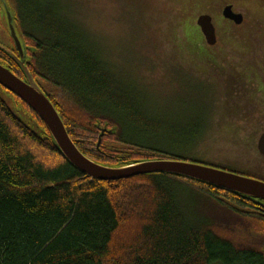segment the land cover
<instances>
[{
    "label": "trees",
    "instance_id": "16d2710c",
    "mask_svg": "<svg viewBox=\"0 0 264 264\" xmlns=\"http://www.w3.org/2000/svg\"><path fill=\"white\" fill-rule=\"evenodd\" d=\"M7 2L28 47L25 64L78 150L108 166L179 160L166 125L117 78L66 1ZM236 33L229 34L244 40L245 52L229 59L264 58V32ZM176 37L190 48L185 33ZM0 63L24 77L3 48ZM217 70L226 88L240 80L239 72ZM188 132L170 141L178 148ZM0 264H264V200L170 173L90 178L59 152L35 112L0 86Z\"/></svg>",
    "mask_w": 264,
    "mask_h": 264
},
{
    "label": "rangeland",
    "instance_id": "374dc122",
    "mask_svg": "<svg viewBox=\"0 0 264 264\" xmlns=\"http://www.w3.org/2000/svg\"><path fill=\"white\" fill-rule=\"evenodd\" d=\"M64 1L84 24L83 30L98 45L117 78L166 125L165 136L173 142L178 132L185 135L190 131L178 148L169 140L174 156L264 181V160L249 151L242 126L233 119L229 121L235 113V98L215 73L217 68L228 75L233 73L236 63L217 62L245 52L244 40L229 34L233 28L237 27L236 34L262 37L263 0ZM228 2L235 12L244 15L239 25L220 14ZM198 3L205 6L200 8ZM216 5L218 9L210 10ZM206 11L212 15L217 41L222 39L223 45L206 44L200 33L195 21ZM3 13L0 4L4 28ZM2 29L0 43L7 47L11 45L10 36ZM178 33H185L190 48L178 46Z\"/></svg>",
    "mask_w": 264,
    "mask_h": 264
},
{
    "label": "water",
    "instance_id": "95a60500",
    "mask_svg": "<svg viewBox=\"0 0 264 264\" xmlns=\"http://www.w3.org/2000/svg\"><path fill=\"white\" fill-rule=\"evenodd\" d=\"M0 3L2 11L4 12L5 29L8 31L15 45L16 54L12 53L10 49L0 46L5 48L6 52L14 57L18 66L21 67L24 76L18 77L10 68L0 63V86L22 100L29 109L35 112L49 131L59 152L79 172L81 171L90 178L92 177L98 181H113L146 173H170L204 182L211 186L214 185L231 193H238L254 199L264 200V181L243 176L235 171L232 172L213 166L210 167L202 163L199 164L182 159L156 158L138 160L124 166H108L88 158L82 151L78 150L73 140L70 139L57 108L54 107L50 98L37 85L33 76H31L28 66L25 64L28 56V47L23 40L22 34L17 29L15 13L9 8L7 0H0ZM222 12L224 18L232 20L236 25H239L243 19L241 13L232 11L231 5L224 7ZM195 22L201 34L204 36L206 44L215 45L217 35L211 15L209 13L200 14L197 16ZM103 133L104 130L101 131L100 136ZM100 136L98 138V144L100 143ZM263 140L264 134L259 139L260 149Z\"/></svg>",
    "mask_w": 264,
    "mask_h": 264
},
{
    "label": "flooded vegetation",
    "instance_id": "af4514ba",
    "mask_svg": "<svg viewBox=\"0 0 264 264\" xmlns=\"http://www.w3.org/2000/svg\"><path fill=\"white\" fill-rule=\"evenodd\" d=\"M225 5L226 6L231 5L232 11L235 12L230 2H228ZM218 8L219 7H217V9ZM260 11L264 12V10H260ZM238 13H241L243 15L242 12H238ZM220 14L221 16H223L222 10L220 11ZM226 20L232 22V20L230 19H226ZM0 27L1 29L3 28L1 22H0ZM2 31L6 34V36L9 35L5 27L2 29ZM215 32H216V27H215ZM0 45L3 46L1 43ZM1 46L0 49L3 48ZM9 46L11 45L5 47L8 48ZM13 49L14 51L16 50L15 45ZM232 60L235 59H229L226 62L229 65L230 62H236L237 68L233 69L232 74L234 75V72H239L240 80L237 81L234 80L231 83L227 84L228 89H230V91L233 93L231 94V97L235 98V101L233 102L236 106L234 116L233 113H231V117H229V121L233 119L234 122H236V124L239 123L242 126L243 132L245 134V144L247 145L249 151L251 152V154L253 153V155L255 154L259 155L264 160V140L262 142L263 144L261 145V149L259 148V139L264 134V58L241 57L238 60L235 61ZM237 62L240 64V67H238ZM224 87L226 88V85ZM229 127L231 129V124L229 125ZM236 133H238V136H240V132L237 131Z\"/></svg>",
    "mask_w": 264,
    "mask_h": 264
}]
</instances>
